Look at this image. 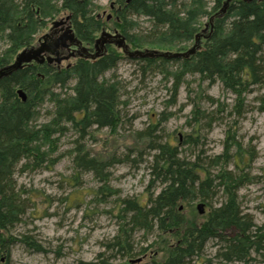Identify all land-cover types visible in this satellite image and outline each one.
I'll return each instance as SVG.
<instances>
[{"label":"trees","instance_id":"16d2710c","mask_svg":"<svg viewBox=\"0 0 264 264\" xmlns=\"http://www.w3.org/2000/svg\"><path fill=\"white\" fill-rule=\"evenodd\" d=\"M226 1L110 0L108 21L97 12L100 8L94 0H0V43L9 45L0 53V69L11 64L21 50L32 46L35 34L63 12L69 16L75 37L92 52L97 33L107 29L120 33L131 50L149 46L157 47L153 50L159 52H186L185 45L198 46L187 59H132L107 45L106 53L92 60L77 59L64 67L32 63L0 79V256H9L11 245L17 242L9 235V229L24 214L20 194L14 188L16 167L24 163L38 168L50 161V154L42 147H50L53 131L32 126L35 108L46 99L53 104L51 125L55 130L61 123H68L83 138L92 126L115 130L118 125L119 89L104 76L123 59L180 62L185 73L198 75L210 85L220 82L224 90L235 96L238 107L251 86L264 84V1L230 0L222 13ZM139 18L151 24L147 35L132 33L138 28ZM71 81L74 84L68 93ZM18 89L26 95L24 102ZM197 111L196 107L195 120ZM155 129L156 125H151L140 134L149 138L148 147L154 151L150 166L153 179L148 188L159 181L160 189L156 194L149 193L143 202L121 200L124 206L120 217L124 223L109 246L116 247L121 257L129 258V264H137L136 260L130 261L136 254L131 236L143 231L145 235L156 233L164 245L162 258L151 264H196L213 241L217 247L215 257L221 264H254L256 257L264 258V225L256 226L238 201L237 193L245 180L224 169L230 162L228 152L234 140L212 161L214 165L221 161L220 169L213 175L198 157L190 162L180 156L178 146L152 141ZM187 137L184 143L196 144V139ZM75 151V167L93 173L101 182L107 180L105 167L118 162L88 157V151L80 145ZM217 189L225 200L212 207L210 201ZM197 196L210 207L203 220L197 215L185 217L180 210V203L193 201ZM20 242L36 251L41 249L28 236ZM109 261L99 254L95 261L78 264H110ZM204 261L209 264V260Z\"/></svg>","mask_w":264,"mask_h":264},{"label":"rangeland","instance_id":"374dc122","mask_svg":"<svg viewBox=\"0 0 264 264\" xmlns=\"http://www.w3.org/2000/svg\"><path fill=\"white\" fill-rule=\"evenodd\" d=\"M110 4V0H94V5L100 8L97 12L108 21L111 20ZM65 16L67 13L63 12L50 19L35 34L33 44L53 22ZM206 21L207 18L201 20V24ZM137 23L133 34L150 32L147 19L139 18ZM61 28H56V38L64 35ZM107 31L113 33L112 29ZM99 35L100 32L96 37ZM8 46L7 42H1L0 53L8 50ZM185 47L189 49L190 43ZM145 49L158 48L147 46ZM65 65L62 63L59 67ZM185 72L182 63L175 61L121 60L104 76L119 89V123L115 130L92 126L83 138L68 123H61L55 130L51 125L53 104L50 100L35 108L32 126L54 132L50 147L49 144L42 147L50 154V161L38 168L24 163L16 167L14 188L20 194L24 214L9 229V235L17 242L11 245L9 256H0V264H78L95 261L99 254L110 258V264H129V258L121 257L116 247L109 245L124 223L123 216L120 217L124 206L121 200L143 202L149 193L156 194L160 189L159 181L148 188L153 179L150 166L154 151L148 147L149 138L140 134L151 125H156L152 141L178 146L180 156L190 162L198 157L213 175L220 169L221 161L218 165L212 161L234 140L228 152L230 162L224 169L243 176L244 185L237 193L241 210L252 217L256 226L264 225V84L251 86L243 96L242 106L238 107L235 96L224 90L220 82L210 85L198 75ZM73 84L71 81L66 92L71 93ZM196 107L197 120L193 115ZM187 136L196 139V144L184 143ZM78 145L88 151V157L118 160L105 167V182L75 167ZM224 200L223 193L217 189L210 204L217 207ZM199 203L203 204L200 215ZM209 208L198 196L193 201L180 203L183 216L197 215L202 220ZM25 236L40 246V251L20 242ZM131 240L136 254L130 261L151 264L154 259L162 258L164 245L156 233L145 235L143 231H135ZM215 244L216 241L207 244L202 259L196 264H207L204 260L221 264L215 257ZM256 258L254 264H264L263 257Z\"/></svg>","mask_w":264,"mask_h":264},{"label":"water","instance_id":"95a60500","mask_svg":"<svg viewBox=\"0 0 264 264\" xmlns=\"http://www.w3.org/2000/svg\"><path fill=\"white\" fill-rule=\"evenodd\" d=\"M230 0H227L222 13L225 12L226 6ZM264 1V0H262ZM64 21H69V16H66ZM62 21L53 22V26H57L62 24ZM208 24L205 25V29ZM202 30V32L205 31ZM199 36H196V40H198ZM107 45L114 46L117 50L121 51L126 57L132 59L139 58H164V59H187L190 55L195 53L196 48H198L197 44L189 48L186 52H159L157 50H131L130 46L126 43L125 38L118 32L110 33L105 30H102L99 37L94 41V53H90L88 48L82 46V42L79 41L71 28L68 25L65 29V33L63 36L56 39L53 43L48 46L40 45L38 47L30 46L28 48H24L21 50L14 58V61L4 66L0 69V79L16 71L21 69L24 65H30L32 63L43 64V63H56L59 65L62 61H67L69 58L76 56V54L80 55V51L87 53L91 59L98 58L106 53ZM71 46L77 47L75 50H70ZM59 47H65L69 50V53L66 56H60L57 53V49ZM18 96L24 102L26 100V95L22 90L17 91ZM197 210L199 214L203 213V204L199 203L197 205ZM134 262V261H132ZM136 262H139L137 260Z\"/></svg>","mask_w":264,"mask_h":264},{"label":"flooded vegetation","instance_id":"af4514ba","mask_svg":"<svg viewBox=\"0 0 264 264\" xmlns=\"http://www.w3.org/2000/svg\"><path fill=\"white\" fill-rule=\"evenodd\" d=\"M65 17H66V16H65ZM65 17L60 18V20H59V21L64 22V23H62V24H59V25H57V26H53V23H52V24H51V27L48 28V31H47L44 35H42V36H40L39 38H37L35 44H33L32 46H34V47H38V46H40V45H42V44L45 45V46H48V45H50L51 43H53L56 39H58V38L55 37V35H56V33H57L56 28H57L58 26H62L61 29H64V33H65V29H66V27L69 25V21H64ZM114 32H115V31H113V33H114ZM62 36H63V35H62ZM60 37H61V36H60ZM82 46H84V45L82 44ZM110 46H111V45H110ZM84 47H85V46H84ZM86 48H87V47H86ZM75 49H77V47H75V46H71V47H70V50H75ZM88 51H89L91 54L94 53V50H93V52H92V51H90V50L88 49ZM57 53H58L60 56H66V55L69 53V50H68L67 48H65V47H59V48L57 49ZM77 59H85V60H87V59H91V58L88 56L87 53H84V52L80 51V55H79V54H76V56L69 58L67 61H62V63H65V64H66L65 66H69L73 61H75V60H77ZM91 60H92V59H91ZM62 63H60V64H62ZM52 64H56V63H52ZM60 64H59V65L56 64V65L59 67Z\"/></svg>","mask_w":264,"mask_h":264},{"label":"bare ground","instance_id":"6f19581e","mask_svg":"<svg viewBox=\"0 0 264 264\" xmlns=\"http://www.w3.org/2000/svg\"><path fill=\"white\" fill-rule=\"evenodd\" d=\"M18 90H19V89H18ZM18 90H17V91H18ZM20 90H21V89H20Z\"/></svg>","mask_w":264,"mask_h":264}]
</instances>
